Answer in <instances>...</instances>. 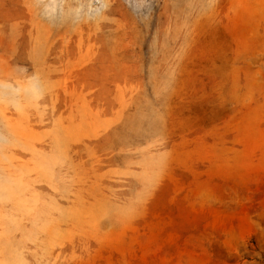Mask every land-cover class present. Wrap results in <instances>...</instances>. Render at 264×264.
<instances>
[{
  "label": "rangeland",
  "instance_id": "1",
  "mask_svg": "<svg viewBox=\"0 0 264 264\" xmlns=\"http://www.w3.org/2000/svg\"><path fill=\"white\" fill-rule=\"evenodd\" d=\"M0 264H264V0H0Z\"/></svg>",
  "mask_w": 264,
  "mask_h": 264
},
{
  "label": "crops",
  "instance_id": "2",
  "mask_svg": "<svg viewBox=\"0 0 264 264\" xmlns=\"http://www.w3.org/2000/svg\"><path fill=\"white\" fill-rule=\"evenodd\" d=\"M12 19H7L6 21L8 22V21H11ZM10 55H14L13 53H11Z\"/></svg>",
  "mask_w": 264,
  "mask_h": 264
}]
</instances>
